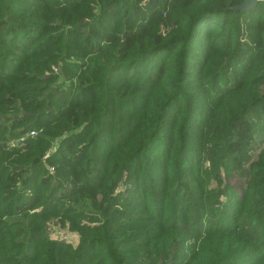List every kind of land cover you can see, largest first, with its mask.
Masks as SVG:
<instances>
[{"label":"trees","instance_id":"1","mask_svg":"<svg viewBox=\"0 0 264 264\" xmlns=\"http://www.w3.org/2000/svg\"><path fill=\"white\" fill-rule=\"evenodd\" d=\"M241 2L0 0V264H264V0Z\"/></svg>","mask_w":264,"mask_h":264},{"label":"rangeland","instance_id":"2","mask_svg":"<svg viewBox=\"0 0 264 264\" xmlns=\"http://www.w3.org/2000/svg\"><path fill=\"white\" fill-rule=\"evenodd\" d=\"M30 137V135H27L26 138ZM24 139H19L17 141L12 140L11 142H9V144L11 145H16V144H21V142ZM244 180H242L241 182H243ZM22 187H19V190ZM47 232L50 236V238L52 239H60L63 240L67 243L73 244V245H77L78 241H79V236L71 230H68L67 227L62 226L58 220L56 219H51L50 221H48L47 223Z\"/></svg>","mask_w":264,"mask_h":264},{"label":"water","instance_id":"3","mask_svg":"<svg viewBox=\"0 0 264 264\" xmlns=\"http://www.w3.org/2000/svg\"><path fill=\"white\" fill-rule=\"evenodd\" d=\"M241 1H242L241 4L233 7L232 10H250V9H253L258 5V2L260 0H241ZM80 24H83V22H81Z\"/></svg>","mask_w":264,"mask_h":264}]
</instances>
